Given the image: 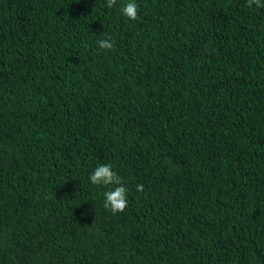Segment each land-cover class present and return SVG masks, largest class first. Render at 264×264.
Masks as SVG:
<instances>
[{
    "label": "trees",
    "instance_id": "16d2710c",
    "mask_svg": "<svg viewBox=\"0 0 264 264\" xmlns=\"http://www.w3.org/2000/svg\"><path fill=\"white\" fill-rule=\"evenodd\" d=\"M127 2L0 0V264H264V8Z\"/></svg>",
    "mask_w": 264,
    "mask_h": 264
},
{
    "label": "clouds",
    "instance_id": "9594fccd",
    "mask_svg": "<svg viewBox=\"0 0 264 264\" xmlns=\"http://www.w3.org/2000/svg\"><path fill=\"white\" fill-rule=\"evenodd\" d=\"M117 0H106L105 7L112 9L116 6ZM264 8V2L262 0H247V7ZM120 13L128 20L135 21L138 18V5L135 0H128L127 3L122 4L120 7ZM99 49L105 51L115 50L116 42L111 36H107L103 39L97 40ZM88 179L92 185L103 186L109 190L104 191L103 195V207L111 212L113 215L123 213L128 207L127 188L123 186V180L121 176L113 170L111 164L98 165ZM143 185H137L136 191L142 192Z\"/></svg>",
    "mask_w": 264,
    "mask_h": 264
}]
</instances>
